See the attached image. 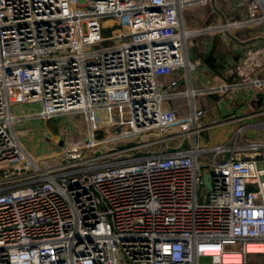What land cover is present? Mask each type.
Returning <instances> with one entry per match:
<instances>
[{
    "label": "built area",
    "instance_id": "1",
    "mask_svg": "<svg viewBox=\"0 0 264 264\" xmlns=\"http://www.w3.org/2000/svg\"><path fill=\"white\" fill-rule=\"evenodd\" d=\"M213 1L0 0V264H264V44L228 69L259 103L231 146H199L231 120L203 123L204 92L179 90L198 66L185 10ZM236 6L240 19L205 31L264 25V0ZM26 104L45 120L84 115L86 138L31 156L13 131ZM184 136L191 147L172 150ZM207 150L229 156L204 164Z\"/></svg>",
    "mask_w": 264,
    "mask_h": 264
},
{
    "label": "crops",
    "instance_id": "2",
    "mask_svg": "<svg viewBox=\"0 0 264 264\" xmlns=\"http://www.w3.org/2000/svg\"><path fill=\"white\" fill-rule=\"evenodd\" d=\"M217 2L219 4L214 12L211 14L206 12L204 14L206 17L204 20H206L205 23H207L206 28L208 26H218L225 20L240 19L243 16V12L236 6V0H217ZM202 31V48L199 50V48H193V45L190 49V59L192 62L198 63V66L188 80L185 79L180 83L179 90L194 87L197 90H202V92H204L202 94H198L194 99V102L198 107L206 110V116L203 119V123H208L212 117H218L221 119L231 120L229 124L223 126H230L231 124H234V127L232 129H228L229 131L226 132V134L222 133L220 129H215L216 127L202 132L206 134L208 133L210 141L212 140L213 143L207 145L209 139L202 136L201 133L199 146L202 148H212L217 145L231 146L238 127L242 125H247L249 127V125L256 120L255 116H252L251 113L258 108L259 103L254 102L252 97H250V100L248 99L249 102H247V98L243 100V97L248 93V89L245 87H239V85L237 86L240 89L234 88L235 84L240 82V79L235 75L229 74L228 69L231 66L232 61L238 58V56H240L247 48L264 44V26L249 27L244 28L243 30L238 29L235 30L233 34L231 32L230 34L218 33L215 35L210 34L205 30ZM200 32L201 31H199V33ZM213 50L215 52L212 54ZM210 56L213 63H209L208 61ZM224 83L232 84V87H230V90L226 93L221 92L219 89V86ZM213 87L215 88L211 89ZM188 104L189 99L185 96H181L173 100L171 106L179 107L184 110L188 107ZM36 107H39L40 110V106L38 104L19 105L12 108V113L16 118L14 124H17L16 131L18 132L21 140L22 138L24 140L26 138L24 136L25 132L23 130V124L21 123V118L25 116V112L26 114L28 112H31L32 114V108ZM30 130L37 133L38 130H41V128L35 125L30 127L29 131ZM13 131L16 134L14 125ZM251 135V131L248 129L246 136L252 137ZM17 138L19 139V137ZM171 142L173 143L169 144V146L172 150H185L189 149L192 145L188 136L173 139ZM39 151L41 153L34 156L45 157L53 152L47 148H42ZM204 154L205 157L202 158V162H204V164H206L209 159H213L214 157L217 161H222L224 158L229 156V152L216 155L213 150H207Z\"/></svg>",
    "mask_w": 264,
    "mask_h": 264
},
{
    "label": "rangeland",
    "instance_id": "3",
    "mask_svg": "<svg viewBox=\"0 0 264 264\" xmlns=\"http://www.w3.org/2000/svg\"><path fill=\"white\" fill-rule=\"evenodd\" d=\"M228 1V0H227ZM216 2V3H215ZM219 3L217 0L213 2H207V3H199L197 2L196 4L194 3L193 5L189 6L185 10V19L186 23L188 24V27L191 29L201 31L205 30L207 23L206 20H204L205 13L208 12L211 14L217 9V5ZM264 26V25H263ZM235 30L238 29H233L232 31L230 30L229 32H232V34L235 32ZM243 30V29H241ZM113 31V28L108 27L104 30L105 35H109ZM203 31H201L198 35L193 40V48H199V50L202 48V34ZM208 32V31H207ZM218 33H226L224 32L223 29H217L215 32V35ZM202 34V35H201ZM113 42L111 41H106L102 44L100 47H106L112 45ZM264 93V89H263ZM33 113L31 112L24 113V117L21 119V123L23 124V130L25 132V140L20 138L18 132L16 131L17 129V124H14V129L16 132L17 137H19V140L21 141L22 145L28 151V153L31 156H34L36 154L41 153L39 150L42 148H47L50 151H60L62 148L61 146V138H65L66 140H71V138L74 139V141H82V139L86 138L87 136V131H88V124L84 118V115L81 114H68V115H62L55 117L51 120H45L38 115L39 113V107L32 108ZM36 113V114H35ZM28 116V117H27ZM30 119V120H27ZM264 120V117H263ZM29 121V122H28ZM26 122V123H25ZM39 126L41 130H38L36 133L35 131H29L30 127L32 126ZM232 125V126H231ZM230 126H219L216 127L215 129H220L222 133L228 132V129H232L234 124H231ZM48 129V130H46ZM29 133V134H28ZM167 134L166 131H162L159 133L157 136L156 134H148L147 136L144 137V140H153L159 137H163ZM207 135V136H206ZM202 136H205L209 139L207 145L212 144V140L210 141V138L208 136V133H202ZM260 137L261 139H264V130L260 132ZM59 138V139H58ZM64 143V142H63ZM173 142H170L172 144ZM118 145V144H117ZM117 145H105L104 148L106 150H110V148L114 147H123V146H117ZM165 143L163 142H158L157 144L152 145L149 147L150 150L156 151V150H163L165 148ZM163 147V148H162ZM114 157H112L113 159ZM260 261L263 263V260H256L255 262L260 264Z\"/></svg>",
    "mask_w": 264,
    "mask_h": 264
},
{
    "label": "water",
    "instance_id": "4",
    "mask_svg": "<svg viewBox=\"0 0 264 264\" xmlns=\"http://www.w3.org/2000/svg\"><path fill=\"white\" fill-rule=\"evenodd\" d=\"M260 97H262V94H260ZM61 145H63V141L61 142ZM206 184L209 188H211V181H210V174L205 175Z\"/></svg>",
    "mask_w": 264,
    "mask_h": 264
},
{
    "label": "trees",
    "instance_id": "5",
    "mask_svg": "<svg viewBox=\"0 0 264 264\" xmlns=\"http://www.w3.org/2000/svg\"><path fill=\"white\" fill-rule=\"evenodd\" d=\"M213 52H215L214 50L212 51V54H213ZM210 58H211V56H210ZM208 59V61H209V63H213V60H212V58L211 59Z\"/></svg>",
    "mask_w": 264,
    "mask_h": 264
}]
</instances>
